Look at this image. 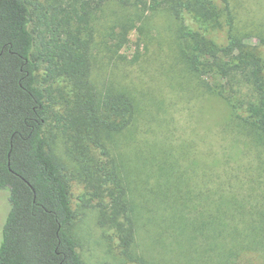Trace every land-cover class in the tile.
Masks as SVG:
<instances>
[{
    "label": "trees",
    "instance_id": "trees-1",
    "mask_svg": "<svg viewBox=\"0 0 264 264\" xmlns=\"http://www.w3.org/2000/svg\"><path fill=\"white\" fill-rule=\"evenodd\" d=\"M140 23L145 39L169 31L175 64L221 105L222 133L232 135L224 156L255 148L264 171V30L244 31L229 0H0V190L10 205L0 264H83L73 184L115 264H150L143 238L175 245L160 264H264V206L238 192L236 176L209 187L220 158L202 163L182 150L178 161L154 137L161 125L152 130L139 94L111 78L96 85ZM254 36L258 44L244 42ZM240 86L250 98L237 96Z\"/></svg>",
    "mask_w": 264,
    "mask_h": 264
},
{
    "label": "rangeland",
    "instance_id": "rangeland-1",
    "mask_svg": "<svg viewBox=\"0 0 264 264\" xmlns=\"http://www.w3.org/2000/svg\"><path fill=\"white\" fill-rule=\"evenodd\" d=\"M229 1L236 14L237 24L243 25L244 31L258 30L259 36L264 30V0ZM111 10L112 8H107L105 17H99L102 25L108 19H112L111 12L114 10ZM149 19H152L153 24L154 22L159 25L163 23L160 17ZM187 22L190 24L189 20ZM49 23L60 26L63 22L56 19ZM137 26L141 27V23L129 32L128 43L119 52L123 58L117 57L106 62L101 72L96 74V85L103 89L106 80L111 78L128 86L135 94H139L146 110L149 112L148 108H153L154 113L151 112V114L154 118L149 122L152 130L161 125L158 127L156 136L149 135L151 138L153 136L159 138L164 146L173 149L172 151L177 153L175 156L178 161L185 158L178 156V152L182 150L188 152L187 158L199 159L202 163L207 162L215 154L222 163L210 173L206 171L207 174L209 173V187L222 182L226 184V176H236V179L231 177V184L239 190L241 195L251 196L253 204L258 202L256 204L263 207L264 171L258 175L256 170L258 150L246 147L235 158L224 156L228 150H232V135L222 133L220 126L222 122L219 123L218 119L219 116H223L221 105L213 101L214 99L208 98L207 93L199 87L201 85L199 80L186 76L175 64L171 56L175 47L169 42V31L159 30L156 34L152 30L149 32V38L145 39L147 33H140ZM100 31L105 33L107 28L103 26ZM258 36L245 39L244 42L256 45L259 42ZM223 37V34H215L216 42L222 43ZM262 51L264 54V49ZM92 79L94 81V73ZM202 81L212 83V79L206 76L201 78ZM239 91L237 96L243 99L250 98L251 94L246 87L240 86ZM152 102L154 107L149 106ZM137 145L140 149H145L142 144L137 143ZM180 146L184 148L181 149ZM260 156L264 158V153ZM197 179L199 182L200 174ZM82 193L83 188L73 184L71 197L72 206L76 211L74 232L80 258L83 264H115L117 261L108 253L107 243L97 227L94 208H83L80 204L79 197ZM9 208L8 192L0 190V242L2 227ZM154 228L156 227L152 226L147 229L152 232ZM141 243V248L147 251L150 264H160V257L163 254L167 257L172 256L171 249H175V245L168 240L164 243L168 246L166 251L160 247H152L146 238H143ZM111 246L113 247L112 242Z\"/></svg>",
    "mask_w": 264,
    "mask_h": 264
}]
</instances>
